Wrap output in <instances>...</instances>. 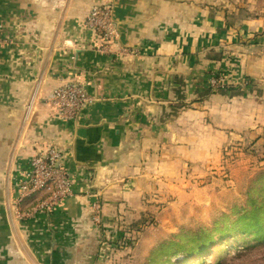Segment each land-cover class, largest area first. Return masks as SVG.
Here are the masks:
<instances>
[{"label": "crops", "instance_id": "0c3cea01", "mask_svg": "<svg viewBox=\"0 0 264 264\" xmlns=\"http://www.w3.org/2000/svg\"><path fill=\"white\" fill-rule=\"evenodd\" d=\"M92 6L112 7L131 56L95 50ZM0 30V264H150L162 241L154 226L235 188L233 147L264 142L255 0H0ZM64 81L99 98L73 122L52 104ZM48 146L62 152L74 194L17 208ZM132 224L143 228L133 240Z\"/></svg>", "mask_w": 264, "mask_h": 264}, {"label": "rangeland", "instance_id": "374dc122", "mask_svg": "<svg viewBox=\"0 0 264 264\" xmlns=\"http://www.w3.org/2000/svg\"><path fill=\"white\" fill-rule=\"evenodd\" d=\"M255 2L259 8H264V0L261 2L255 0ZM238 159L232 179L235 188H226L224 192L221 190V194L198 195V199L195 200L197 205L190 206L187 201L179 213L172 214V217L166 221V226L162 222L154 226L155 230L161 228L156 234H159L162 241L153 247V264H160V260L167 261L183 243L187 244L186 248H190L196 246L195 243L189 244L192 240L205 235L218 238V230L213 231L212 234L210 231L216 226L221 228L222 225L231 224L228 218L231 217L233 211L256 207L259 209L260 218L264 217V142L249 153H245L243 149L238 151ZM219 244L213 248L214 252L219 253L222 247L229 249L226 245L220 246ZM250 246L253 248L241 257H234L232 256L234 252H231L232 255L228 256L226 264H264V246ZM166 251H168L167 255L160 258ZM182 260H184L183 255H179L174 257L172 262ZM198 260L197 257L196 261Z\"/></svg>", "mask_w": 264, "mask_h": 264}, {"label": "built area", "instance_id": "2783aa9c", "mask_svg": "<svg viewBox=\"0 0 264 264\" xmlns=\"http://www.w3.org/2000/svg\"><path fill=\"white\" fill-rule=\"evenodd\" d=\"M85 25L93 30L100 38V43L95 50L108 56L126 57L131 56L134 51L119 43L117 27L113 17L111 6H92L87 16ZM7 41L0 30V47ZM216 86L220 83L215 82ZM99 99L88 91L81 82L64 81L53 91L52 104L65 122H73L76 117L88 106ZM242 150L233 147L234 154ZM74 194L73 184L69 170L63 159L62 152L55 146H48L39 149L34 155L31 169L26 179L21 183L20 193L16 200V207L28 201L36 200L38 196L50 195L47 199L37 200L36 208L48 209L57 205L64 199ZM95 218L100 222L101 203L97 201L93 205ZM18 212V211H17ZM149 223H152L149 219ZM128 233L131 240L143 233L140 225L132 224Z\"/></svg>", "mask_w": 264, "mask_h": 264}, {"label": "trees", "instance_id": "16d2710c", "mask_svg": "<svg viewBox=\"0 0 264 264\" xmlns=\"http://www.w3.org/2000/svg\"><path fill=\"white\" fill-rule=\"evenodd\" d=\"M228 220L231 221V224L222 225L221 228L216 226L210 231V234H212L213 231L218 230V238L215 239L211 238V235H205L192 240L189 244L195 243L196 246L190 248H186L187 244L183 243L178 251L170 255L167 261L160 260V264H183L184 262H186L184 264H188L187 260L192 257L199 258L194 264H226V259L232 255L231 252H234L232 256L241 257L253 248L250 245L264 246V221H262L264 217L260 218L259 209L255 207L233 211ZM216 244L226 245L229 249L222 247L219 253H216L213 249ZM167 253L168 251L164 252L160 258H163ZM179 255H183L184 260L172 262V259ZM150 263L153 264V258Z\"/></svg>", "mask_w": 264, "mask_h": 264}, {"label": "bare ground", "instance_id": "6f19581e", "mask_svg": "<svg viewBox=\"0 0 264 264\" xmlns=\"http://www.w3.org/2000/svg\"><path fill=\"white\" fill-rule=\"evenodd\" d=\"M194 264V263H196V257H192V258H190L189 259V261H188V264Z\"/></svg>", "mask_w": 264, "mask_h": 264}]
</instances>
